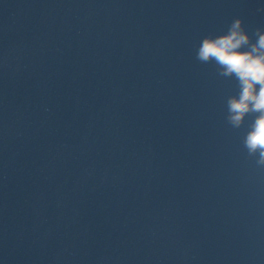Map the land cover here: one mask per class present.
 Here are the masks:
<instances>
[{"label":"water","instance_id":"obj_1","mask_svg":"<svg viewBox=\"0 0 264 264\" xmlns=\"http://www.w3.org/2000/svg\"><path fill=\"white\" fill-rule=\"evenodd\" d=\"M264 0H0V264H264V166L200 41Z\"/></svg>","mask_w":264,"mask_h":264},{"label":"clouds","instance_id":"obj_2","mask_svg":"<svg viewBox=\"0 0 264 264\" xmlns=\"http://www.w3.org/2000/svg\"><path fill=\"white\" fill-rule=\"evenodd\" d=\"M255 35L253 42L236 18L222 34L204 36L196 58L215 63L221 76L236 80L238 92L227 98L226 119L240 128L245 117L254 114L243 144L256 163L264 166V29L257 28Z\"/></svg>","mask_w":264,"mask_h":264}]
</instances>
